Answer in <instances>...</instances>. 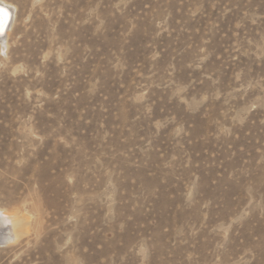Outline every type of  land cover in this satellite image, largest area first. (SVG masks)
<instances>
[{
    "label": "rangeland",
    "instance_id": "obj_1",
    "mask_svg": "<svg viewBox=\"0 0 264 264\" xmlns=\"http://www.w3.org/2000/svg\"><path fill=\"white\" fill-rule=\"evenodd\" d=\"M4 1L0 264H264V0Z\"/></svg>",
    "mask_w": 264,
    "mask_h": 264
},
{
    "label": "bare ground",
    "instance_id": "obj_2",
    "mask_svg": "<svg viewBox=\"0 0 264 264\" xmlns=\"http://www.w3.org/2000/svg\"><path fill=\"white\" fill-rule=\"evenodd\" d=\"M1 1L13 14L12 22L8 28V17L6 16V18H0V44L4 48L14 26L16 15L15 9L12 8L11 4L4 0ZM26 232L28 231L25 227V218L20 217L15 213H8L6 211L0 210V247L12 244L14 242L16 243V241L22 238Z\"/></svg>",
    "mask_w": 264,
    "mask_h": 264
},
{
    "label": "water",
    "instance_id": "obj_3",
    "mask_svg": "<svg viewBox=\"0 0 264 264\" xmlns=\"http://www.w3.org/2000/svg\"><path fill=\"white\" fill-rule=\"evenodd\" d=\"M0 11H6L7 13V17H8L7 28H8L10 23L12 22L13 14L4 4H0Z\"/></svg>",
    "mask_w": 264,
    "mask_h": 264
},
{
    "label": "snow or ice",
    "instance_id": "obj_4",
    "mask_svg": "<svg viewBox=\"0 0 264 264\" xmlns=\"http://www.w3.org/2000/svg\"><path fill=\"white\" fill-rule=\"evenodd\" d=\"M7 13L6 11H0V18H6Z\"/></svg>",
    "mask_w": 264,
    "mask_h": 264
}]
</instances>
